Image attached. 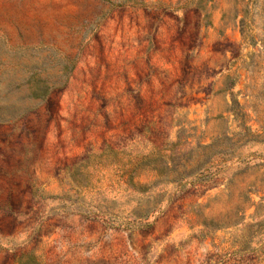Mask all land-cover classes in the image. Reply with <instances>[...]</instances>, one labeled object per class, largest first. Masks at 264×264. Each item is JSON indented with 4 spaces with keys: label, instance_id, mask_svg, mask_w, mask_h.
<instances>
[{
    "label": "rangeland",
    "instance_id": "1",
    "mask_svg": "<svg viewBox=\"0 0 264 264\" xmlns=\"http://www.w3.org/2000/svg\"><path fill=\"white\" fill-rule=\"evenodd\" d=\"M0 264H264V0H0Z\"/></svg>",
    "mask_w": 264,
    "mask_h": 264
}]
</instances>
